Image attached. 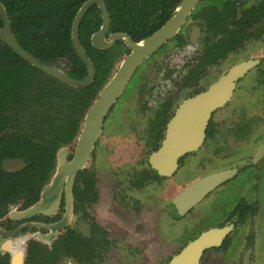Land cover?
Returning a JSON list of instances; mask_svg holds the SVG:
<instances>
[{
    "label": "flooded vegetation",
    "instance_id": "af4514ba",
    "mask_svg": "<svg viewBox=\"0 0 264 264\" xmlns=\"http://www.w3.org/2000/svg\"><path fill=\"white\" fill-rule=\"evenodd\" d=\"M64 1L72 13L71 41L72 24L91 0ZM184 1L93 0L77 29L93 80L79 88L56 81L80 91L98 79V92L80 111L63 98L42 103L40 71L20 103L11 100L0 113V264H168L201 234L223 228L227 232L202 251L198 264H256L264 251V0H198L138 64L81 149L88 113L132 54L131 45L159 33ZM76 56L85 68L81 77H72L80 67L65 58L52 67L82 81L88 69ZM136 77L132 118L124 116L125 127L119 123L112 132L108 119ZM183 107L191 115L205 109L202 138L194 150L153 168L149 158L166 143ZM218 173L226 177L179 211L180 195ZM225 191L228 212L200 230V207L219 203ZM190 217L198 233L161 261L143 260L144 242H159V219L170 228Z\"/></svg>",
    "mask_w": 264,
    "mask_h": 264
},
{
    "label": "water",
    "instance_id": "95a60500",
    "mask_svg": "<svg viewBox=\"0 0 264 264\" xmlns=\"http://www.w3.org/2000/svg\"><path fill=\"white\" fill-rule=\"evenodd\" d=\"M197 1L198 0H185L181 4L175 17L159 33L141 42L140 44L131 45L133 51L132 54L120 64L117 72L96 97L88 113L83 129V144H81L82 150H84L88 145L87 142H90L93 133L99 130V123L101 118L103 117L109 106L112 104V102L115 100V98L118 97V95L128 82V79L133 74L138 64L144 58L148 57L149 54L157 46H159L167 37H169L170 34L175 31L182 19L183 14L185 12H188V10L192 8ZM92 2L93 0L89 1L80 9L77 17L75 18L72 24L73 26L71 31L72 46L75 49L78 57L88 69V75L82 81L71 79L56 68L40 62L38 59H36L34 56L24 50L17 42L16 38L12 33L11 22L1 2L0 19L2 21V27L0 28V41L4 43L8 48H10L16 55L22 58L25 62L29 63L32 67L38 69L47 76L71 87H85L92 82L94 76V69L79 43L77 29L79 20L83 12L86 10L87 6ZM119 37L120 36H117L116 38ZM96 40H99L98 37H93L92 42L95 47H97ZM230 80L231 77L223 79L222 85L218 86L219 92L223 90V85H230ZM185 107H183V109L179 112L180 116L175 121L173 131L169 129V133L171 132L172 134H168L167 139L165 141L166 143L162 145V147L156 154L150 156L149 163L153 168L155 163H158L161 167H163L165 162L173 160L180 153L194 150L197 146V142H200V139L202 138V130L204 127L205 109H203V111H201L199 114L196 113L194 115V108H189V110H191V112L193 113L191 115L188 114V108ZM186 119H191L189 120L190 128L187 127L186 133L182 134L179 132V130L181 131L186 127V125L184 126V122L186 123ZM224 176L225 174L221 173L212 175L210 176V178H206L202 182H199L187 189L176 200V202L180 203V206L178 207L179 211H184V209L186 210L187 207L197 202L200 197L203 196V194H205L211 186L226 177ZM226 232L227 229L223 228L209 230L201 234L193 241H191L180 254L173 257V259L168 264H198L202 251L210 245H217Z\"/></svg>",
    "mask_w": 264,
    "mask_h": 264
},
{
    "label": "trees",
    "instance_id": "16d2710c",
    "mask_svg": "<svg viewBox=\"0 0 264 264\" xmlns=\"http://www.w3.org/2000/svg\"><path fill=\"white\" fill-rule=\"evenodd\" d=\"M0 2L11 22L12 33L24 50L49 66L61 58L67 59L71 66L80 67V74L79 70L71 69L74 71L71 72L73 78L85 74V68L82 70L84 66L71 47L69 18L72 13H69L66 1L60 3L58 0H0ZM40 73L0 41V113L6 111L11 100L16 104L20 103L19 97L35 80H38L37 75ZM99 83L100 80L97 79L92 86L74 91L42 73V85L36 84V90L42 93V103H47L52 97L56 100L63 98L64 103L70 102L71 108L77 103L75 107L80 111L82 104L86 105L101 88ZM71 94L77 97L78 102L69 100Z\"/></svg>",
    "mask_w": 264,
    "mask_h": 264
},
{
    "label": "rangeland",
    "instance_id": "374dc122",
    "mask_svg": "<svg viewBox=\"0 0 264 264\" xmlns=\"http://www.w3.org/2000/svg\"><path fill=\"white\" fill-rule=\"evenodd\" d=\"M137 80L138 78L136 77L134 84L128 87L126 92L121 96V100L118 101L116 107L114 108L108 119V121L111 123L109 129L112 130V132H117L121 129L119 123L121 125L125 123L126 118L122 120L124 116L127 118H132L133 109L131 108V105L129 106V99L134 93V85H136ZM116 138H118L120 141L123 140V137L121 136H116ZM229 195L230 193L228 191H225L219 197V203L213 201L214 204L211 205L210 203L209 207L207 206V204H205V202L202 204L199 211L201 213H204V217L202 219L196 218V222L198 223V227L200 226V230L204 229L207 226H214L223 219L224 214L228 212L227 209L229 205ZM142 218L145 219L149 224L152 222L150 216H144ZM261 218L262 225L264 227V216H261ZM158 223V232L160 235L159 242L154 243L155 240L153 239L147 240L144 242V247L141 250L140 256H142L143 260L145 261L149 260L150 262H156L165 259L166 254L169 255L171 253V247L174 246L176 251L178 248H180L179 246L183 245L189 237H191L194 233H198L200 231L194 226L195 221L192 217L186 218L178 222L174 227L170 226V228L168 226H165L163 221L160 219ZM261 229L262 231H260V233L264 236V228ZM256 264H264V251L261 252L260 256L257 258Z\"/></svg>",
    "mask_w": 264,
    "mask_h": 264
}]
</instances>
